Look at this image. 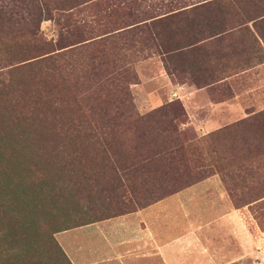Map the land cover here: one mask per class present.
I'll use <instances>...</instances> for the list:
<instances>
[{
	"label": "rangeland",
	"instance_id": "374dc122",
	"mask_svg": "<svg viewBox=\"0 0 264 264\" xmlns=\"http://www.w3.org/2000/svg\"><path fill=\"white\" fill-rule=\"evenodd\" d=\"M9 1L4 0L3 5H12L13 2ZM197 1L74 0L73 4L80 2L69 11L78 29L74 35L66 32L62 19L52 12L48 15L43 13L38 22L41 37L51 47L64 46L55 51L68 48L77 50L68 52L64 57L68 65L63 85L66 91L75 96L89 92V89L83 92L76 81H82L93 64L99 65L100 69L102 67L101 73L106 76H110L111 72L116 75L113 78L115 85L107 81L109 88H103L96 101H71L66 112L68 118L71 109L77 111L80 108L86 116L93 114L98 118L93 113L96 110L116 124L113 148L96 152L95 161L101 165L104 161L102 155L107 153L109 161L116 162L117 166L129 162L143 165L140 170L130 171L125 178L115 177L119 175L115 170L112 189L103 188L108 177L100 175V185L97 186L93 183L89 185L84 179V188L79 196V202L84 207L89 202H96L94 211H103L107 206V199L102 200L104 195L106 198L113 197L115 210L128 206L138 208L148 200L147 187L150 190L153 186H181L214 172L224 180L235 206H241L256 195H264V46L259 44L261 50L256 51L250 45L253 38L250 35L248 48L237 41L239 37L212 44L214 40L210 39L207 30L197 33L191 15L177 23L182 29L173 35V41L169 40L167 33L169 22L157 24L159 39L169 42L168 48L171 45L179 46L174 52L163 53L161 49L158 52L143 28V31H135L133 37H129L130 33L118 37L124 29L131 27L129 31L135 25L143 26L163 16L166 11L187 8ZM195 17L194 21H197L199 18ZM260 30L264 32L263 28ZM61 37L63 42L58 44L57 40ZM185 44L189 45L182 47ZM198 46L208 49L209 58L192 51ZM172 53L176 56L169 57ZM179 53L180 58L177 57ZM224 53L229 54L230 58H217ZM195 57L199 59L194 60ZM15 61V58L0 53V72ZM216 61L218 66L214 64ZM180 62L181 65L178 64ZM222 62L228 66L217 69ZM121 102L129 104V113L121 107ZM164 104L171 109L170 120L164 121V128L174 131L181 140V147L172 153V160L148 163L142 160V164H138L142 154L140 132L145 131L150 139L160 141V136L149 126L152 122L142 115ZM215 117L236 120L214 129L218 125L213 122ZM204 131L209 133L201 136ZM87 167H81V173L85 176L89 172ZM149 168L157 171L148 172L146 169ZM97 194L100 197L96 199ZM260 213L264 219V202ZM8 219L13 218L0 213V250L5 251L3 255L8 254L7 249L14 247L10 240L13 237L11 231L14 230L16 236L27 233H22L17 227L11 229L17 224L8 222ZM31 234H37V240H43L47 249L49 230ZM42 234L45 236L40 237ZM16 247L19 248V245ZM44 255L47 259L48 254Z\"/></svg>",
	"mask_w": 264,
	"mask_h": 264
},
{
	"label": "trees",
	"instance_id": "16d2710c",
	"mask_svg": "<svg viewBox=\"0 0 264 264\" xmlns=\"http://www.w3.org/2000/svg\"><path fill=\"white\" fill-rule=\"evenodd\" d=\"M3 1L0 0V53H5L16 61L0 72V213L12 216L13 219L7 221L14 222L17 226L14 225L11 229L17 227L22 233H27L16 236L14 230L11 231L13 237L10 240L14 247L7 249L6 255H3L5 251L0 250V264H70L54 237L56 232L137 209L128 206L115 210L113 197L106 198L104 195L102 200L107 199V206L103 211H94L96 202H89L84 207L79 202L84 179L89 185L93 183L97 186L100 185V175L108 177L103 188L112 189L115 170L119 174L114 175L115 177L125 178L130 171L140 170L143 165L129 162L117 166L116 162L109 161L107 153L102 155L104 161L100 165L95 161V154L101 149L104 152V149L113 148L116 124L96 110L93 113L98 118L93 114L86 116L80 108L77 111L71 109L67 118L66 112L71 101H96L99 92L106 86L109 88L107 81L115 85L113 78L116 75L113 72L106 76L101 73L102 67L100 69L99 65L93 64L90 73H86L82 81H76L83 92L88 89L89 92L85 95H72L63 87L68 68L64 57L75 49L55 51L64 46L51 47L40 35L38 22L43 13L48 15L49 12L61 18L66 32L74 35L78 29L73 24L69 11L80 2L73 4L74 0H10L12 5H3ZM231 6H237L238 10H228ZM230 12L240 20L252 21L264 40V32L260 30L264 29V0H199L188 8L166 11L163 16L143 26L135 25L129 31L131 27L124 29L118 37L123 33H130L129 37H133L135 31L144 29L158 52L160 49L163 53L174 52L179 46L171 45L168 48L170 43L159 39L158 23L169 22L170 28L166 29L170 35L169 40L173 41V35L182 29L177 23L188 19V15L193 13L194 17L190 19L196 18V15L204 20L195 24L197 33L207 30L214 36L226 30L221 20ZM176 19L178 21L174 22ZM81 40L83 39L79 41ZM57 42H63L62 37ZM80 45L78 46L82 47ZM187 45L189 44L182 47ZM175 56V53L169 55ZM84 82L85 85H82ZM128 105L121 102V107L127 113ZM170 113V107L164 104L142 115L152 122L149 126L160 136V141L155 142L145 131L140 132L142 154L138 164H142V160L146 163L172 160V153L181 147V140L174 131L164 128L165 122L170 120ZM84 165L89 170L86 176L81 173ZM146 170L157 171L152 168ZM189 184L191 183L165 188L153 186L150 190L147 187L148 200L140 207L175 193ZM99 197L97 194L96 199ZM48 230V247L45 249L43 240L38 241L37 234L31 233H44ZM42 236L45 235H40ZM17 244L19 248L16 247ZM46 253L47 259L44 257Z\"/></svg>",
	"mask_w": 264,
	"mask_h": 264
},
{
	"label": "crops",
	"instance_id": "0c3cea01",
	"mask_svg": "<svg viewBox=\"0 0 264 264\" xmlns=\"http://www.w3.org/2000/svg\"><path fill=\"white\" fill-rule=\"evenodd\" d=\"M195 19L192 23L204 21ZM221 21L226 30L209 35L212 44L239 37L237 41L248 48L250 35L256 51L261 50L259 44L264 46L252 21L231 12ZM192 51L210 56L202 46ZM226 66L222 62L217 69ZM227 118L215 117L214 129L236 120ZM263 202L260 194L235 206L224 180L214 172L148 205L58 231L54 237L70 264H264Z\"/></svg>",
	"mask_w": 264,
	"mask_h": 264
}]
</instances>
